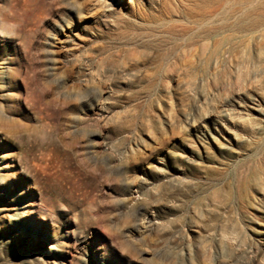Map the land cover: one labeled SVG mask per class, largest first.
Returning a JSON list of instances; mask_svg holds the SVG:
<instances>
[{"label":"rangeland","instance_id":"rangeland-1","mask_svg":"<svg viewBox=\"0 0 264 264\" xmlns=\"http://www.w3.org/2000/svg\"><path fill=\"white\" fill-rule=\"evenodd\" d=\"M0 177V264H264V0H0Z\"/></svg>","mask_w":264,"mask_h":264},{"label":"bare ground","instance_id":"bare-ground-1","mask_svg":"<svg viewBox=\"0 0 264 264\" xmlns=\"http://www.w3.org/2000/svg\"><path fill=\"white\" fill-rule=\"evenodd\" d=\"M47 74L48 75H53L54 74V72L53 71H47ZM54 82H55V88L58 90V93H59V95H62L65 99H67L68 97H69V93H68V91L65 89V87L63 86V82H62V79L61 78H59L58 80L57 79H55V80H53ZM7 82V81H6ZM50 86V85H49ZM77 96H81L79 99H81L82 98V94H80V93H77L76 94ZM82 100V99H81ZM85 156H86V153L85 152H80V154L78 155V156H74V154H72V158L75 160V162H80V161H84V159H85ZM71 158V159H72ZM1 180H3V177H0V185H1V183H2V181ZM17 217H18V215H17Z\"/></svg>","mask_w":264,"mask_h":264}]
</instances>
